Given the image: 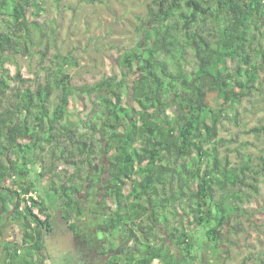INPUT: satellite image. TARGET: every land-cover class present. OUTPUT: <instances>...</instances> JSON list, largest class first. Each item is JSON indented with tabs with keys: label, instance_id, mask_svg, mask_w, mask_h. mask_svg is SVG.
<instances>
[{
	"label": "trees",
	"instance_id": "16d2710c",
	"mask_svg": "<svg viewBox=\"0 0 264 264\" xmlns=\"http://www.w3.org/2000/svg\"><path fill=\"white\" fill-rule=\"evenodd\" d=\"M44 1L0 0V209L12 222L6 264L25 262L40 244L39 227H51L34 168L38 181L67 168L44 194L68 222L82 197L100 194L99 224L112 223L116 242L107 240L122 255L110 264L192 261L191 226L214 245L232 243L238 223L230 219L259 195L264 151L254 159L239 144L244 152L236 150L233 164L219 132L224 120L237 125L243 102L264 88V0H152L138 41L113 59L111 74L81 84L68 72L77 58L50 55L54 41L42 42ZM35 53L44 76L31 88L8 62ZM72 97L84 117L70 113ZM245 134L264 141V118ZM185 213L188 227L170 219Z\"/></svg>",
	"mask_w": 264,
	"mask_h": 264
},
{
	"label": "rangeland",
	"instance_id": "374dc122",
	"mask_svg": "<svg viewBox=\"0 0 264 264\" xmlns=\"http://www.w3.org/2000/svg\"><path fill=\"white\" fill-rule=\"evenodd\" d=\"M44 7L48 19L42 27V42L54 41L50 44L49 53L54 54L59 50L62 54H71L77 58L78 66L69 67L68 72L75 84L84 82H95L100 78L110 75L112 61L122 54L126 49L132 48L138 41V27L146 19L149 6L152 0H97L89 3L83 0H45ZM52 31L54 35H52ZM264 35V25L261 29ZM257 36L259 32H257ZM54 39V40H53ZM263 37L261 38V43ZM44 44V46H45ZM42 51L47 49L36 47ZM48 63H46L47 65ZM11 75L18 69L26 85L34 88L37 82L43 80L44 72L41 70V55L19 56L8 62ZM211 101L217 105L219 101L211 96ZM125 105L130 106V93L125 96ZM69 111L74 118H82L86 114L81 101L72 97ZM238 124L224 120L221 125L219 137L224 140L220 151L224 155L228 151L229 158L233 164L239 160L236 150L244 152L239 144L245 145V151L252 154L255 159L261 156L264 151L263 139H257L252 134H245V131L252 127L260 126L264 118V88L254 94L248 101L243 102L240 109ZM67 169L64 166L58 169L56 174L50 172L45 178L36 180V171L32 180L38 185L39 197H43L46 209H52L56 213V204L47 201L45 191H50L56 186ZM108 184V182H106ZM257 186L259 195L250 199L243 205L242 217L230 219L232 225L238 223L237 233L231 235L232 243L218 242L217 245L205 236L204 230L200 227L191 226L194 239V260L191 264H264V172L260 176ZM100 194L93 192L91 197H82V209L84 221L95 222L93 229L105 239L115 240V228L112 223H105L100 226L99 201ZM56 215H54V218ZM43 219V217H42ZM172 221H183L188 227L192 218L187 213L178 217L170 216ZM55 220V219H54ZM57 223V222H55ZM12 222H8L6 216L0 209V257L2 256L3 243L9 236ZM234 231V230H233ZM212 248L218 247L215 251ZM227 253V254H226ZM151 264H159L157 259H151Z\"/></svg>",
	"mask_w": 264,
	"mask_h": 264
},
{
	"label": "flooded vegetation",
	"instance_id": "af4514ba",
	"mask_svg": "<svg viewBox=\"0 0 264 264\" xmlns=\"http://www.w3.org/2000/svg\"><path fill=\"white\" fill-rule=\"evenodd\" d=\"M83 212L82 209L72 222L66 221L58 210L56 213H48L51 227H39L40 244L30 251L29 255L24 256L26 260L25 262L22 260L21 263L110 264L117 258H122L119 249H112V244L102 235H98L97 229H93L95 222L84 221ZM54 215H56L55 218ZM4 257L2 248L0 264H6ZM159 264H164V262L160 261ZM172 264L191 263L181 258Z\"/></svg>",
	"mask_w": 264,
	"mask_h": 264
},
{
	"label": "built area",
	"instance_id": "2783aa9c",
	"mask_svg": "<svg viewBox=\"0 0 264 264\" xmlns=\"http://www.w3.org/2000/svg\"><path fill=\"white\" fill-rule=\"evenodd\" d=\"M28 197H33L34 199L37 198L35 193H29L28 196H26V198H28ZM34 213L37 214V210H34ZM39 217L42 218L41 216H39Z\"/></svg>",
	"mask_w": 264,
	"mask_h": 264
}]
</instances>
